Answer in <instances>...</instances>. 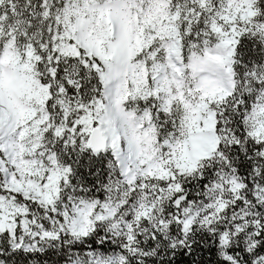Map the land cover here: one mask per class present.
Listing matches in <instances>:
<instances>
[{"label":"snow or ice","instance_id":"snow-or-ice-1","mask_svg":"<svg viewBox=\"0 0 264 264\" xmlns=\"http://www.w3.org/2000/svg\"><path fill=\"white\" fill-rule=\"evenodd\" d=\"M0 264H264V0H0Z\"/></svg>","mask_w":264,"mask_h":264}]
</instances>
